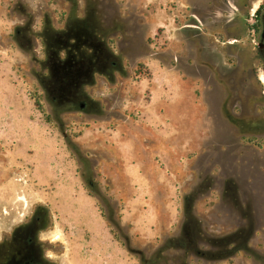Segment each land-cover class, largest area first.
Wrapping results in <instances>:
<instances>
[{
	"label": "rangeland",
	"instance_id": "1",
	"mask_svg": "<svg viewBox=\"0 0 264 264\" xmlns=\"http://www.w3.org/2000/svg\"><path fill=\"white\" fill-rule=\"evenodd\" d=\"M261 3L0 0V237L39 214L53 264H264Z\"/></svg>",
	"mask_w": 264,
	"mask_h": 264
},
{
	"label": "flooded vegetation",
	"instance_id": "2",
	"mask_svg": "<svg viewBox=\"0 0 264 264\" xmlns=\"http://www.w3.org/2000/svg\"><path fill=\"white\" fill-rule=\"evenodd\" d=\"M224 1L232 10L240 11L237 8L236 0ZM237 1L241 2L242 6L249 2V0ZM254 13L253 16L256 19L252 28H255V34L259 33V29L261 32L258 41L253 39L255 47L252 49L254 53H252L251 59L261 63L260 65L263 67L261 69L258 66L250 68L256 78V76L260 77L258 73L260 70L264 74V0ZM190 27L193 26L190 25ZM235 43H237L236 40H232L230 44L234 45ZM45 222L44 216L35 214L29 222L18 225L11 230H3L0 237V264H53L45 252L43 240L39 238L40 230Z\"/></svg>",
	"mask_w": 264,
	"mask_h": 264
},
{
	"label": "water",
	"instance_id": "3",
	"mask_svg": "<svg viewBox=\"0 0 264 264\" xmlns=\"http://www.w3.org/2000/svg\"><path fill=\"white\" fill-rule=\"evenodd\" d=\"M84 107H85V104H84V103H81V104H80V108H81V109H84Z\"/></svg>",
	"mask_w": 264,
	"mask_h": 264
}]
</instances>
